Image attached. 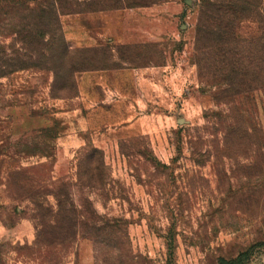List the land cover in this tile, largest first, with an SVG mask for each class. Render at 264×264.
<instances>
[{
	"label": "rangeland",
	"instance_id": "1",
	"mask_svg": "<svg viewBox=\"0 0 264 264\" xmlns=\"http://www.w3.org/2000/svg\"><path fill=\"white\" fill-rule=\"evenodd\" d=\"M230 1L220 44L204 0H0V264H264V98L217 55L261 30ZM49 176L70 201L19 185Z\"/></svg>",
	"mask_w": 264,
	"mask_h": 264
},
{
	"label": "trees",
	"instance_id": "2",
	"mask_svg": "<svg viewBox=\"0 0 264 264\" xmlns=\"http://www.w3.org/2000/svg\"><path fill=\"white\" fill-rule=\"evenodd\" d=\"M230 6V15L233 22H236L243 18L252 19L255 22L258 23L259 28L261 30V34L252 39H248V66L243 65L242 58L239 56L237 52L234 51L233 48L227 49L224 52L217 54L220 57L219 63L222 64L221 71L224 74H227V77H237L239 79H242L246 75H248V112L249 111H256L258 104H257V97H263L264 98V0H231L229 2ZM226 12L223 11V0H204L201 10H200V19L197 27V38L202 40L205 38V36L210 35L211 37L217 35L219 38V42L223 41L226 37L231 38L233 42H235L236 37L234 34V31H232V27L224 26L227 24L225 21ZM45 14L42 18V21H45ZM207 20H211L214 22H219V26L214 27H206L204 25ZM230 28V29H229ZM208 29L211 30V32H208ZM225 29V30H224ZM208 37V36H207ZM64 44V43H63ZM69 45V44H68ZM68 49V46H67ZM66 50V49H65ZM216 56V55H215ZM218 64H216L217 66ZM248 69H247V68ZM50 69H47L46 71H49ZM55 75V74H54ZM75 75V74H74ZM74 75H71V83L76 84V80ZM55 86V79L52 83V88ZM249 116V115H248ZM97 156V161L95 166H92L91 161H93L94 157L91 159L89 158L90 155ZM86 161L87 164V170L86 173L89 176V179L87 181L86 186L95 188L98 185V182H100V187L103 188L105 186L104 184V172L106 169V164L104 162V156L103 153L100 150L92 149L89 154L86 155ZM88 162V163H87ZM43 166V165H42ZM36 170L35 167L28 169ZM99 174V175H98ZM99 177V179H98ZM58 183L60 186V191H57V184L53 181V179L49 176L47 178H40L38 180L27 177L23 180L19 181V185L22 186V188L27 189L30 191V189H45L46 187L51 188L52 193L51 196L55 198L59 202V197L63 196L68 201H70V195H69V187L70 184L66 182L59 181ZM85 186V184H84ZM66 192H65V191ZM57 191L58 193H56ZM55 192V194H54ZM60 192V194H59ZM59 207V206H58ZM73 211L67 212L68 214H73L74 218L71 216V221H73V230L75 233L79 229V223L76 216V210L74 205H72ZM55 222H57V216L55 217ZM93 230H97V225L94 224L92 227ZM47 230L42 225V228L40 225L38 226V240H41V236L43 233ZM248 259L247 253H243L240 256L233 258V259H225L220 258L219 264H245L246 260Z\"/></svg>",
	"mask_w": 264,
	"mask_h": 264
}]
</instances>
